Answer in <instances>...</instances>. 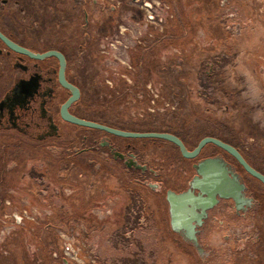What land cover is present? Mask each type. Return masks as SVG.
Wrapping results in <instances>:
<instances>
[{
  "label": "rangeland",
  "instance_id": "1",
  "mask_svg": "<svg viewBox=\"0 0 264 264\" xmlns=\"http://www.w3.org/2000/svg\"><path fill=\"white\" fill-rule=\"evenodd\" d=\"M77 4V51L91 56L86 94L101 101L91 107L92 116L122 125L125 115L136 114L130 126L176 129L191 146L203 136H217L264 174V0H87L92 39L86 45ZM156 142L151 155L169 152V142ZM206 145L205 153L216 148ZM47 146L6 149L0 138V258L5 263L203 264L165 231L163 218L150 215L154 201L146 188L134 182L124 186L117 171H93L85 158L71 163ZM132 190L138 193L133 199ZM143 207L144 219L138 213ZM242 226L230 235L231 243L228 230L206 232L212 248L208 264L264 263V243L253 258L247 256L249 245L240 250Z\"/></svg>",
  "mask_w": 264,
  "mask_h": 264
},
{
  "label": "flooded vegetation",
  "instance_id": "2",
  "mask_svg": "<svg viewBox=\"0 0 264 264\" xmlns=\"http://www.w3.org/2000/svg\"><path fill=\"white\" fill-rule=\"evenodd\" d=\"M79 1L84 31L81 41L86 45L92 39L91 32L87 31L91 25L88 5L87 0ZM98 1L90 0L94 3ZM77 2L0 0V34L3 36H0V138H3L5 148L13 144L23 148L30 143L32 146L48 143L71 158V163H83L80 159L83 157L87 160L86 167L93 171H117L119 182H124L122 185L134 182L152 194V206L156 208L158 204V208L151 207L150 215L163 218L165 231L178 236L203 264L212 261V248H209L206 232L214 227L228 230L230 233L226 240L231 243L233 239L230 235L235 237L237 225L243 223L239 234L245 237L237 236L242 244L240 250L249 245L247 256L253 258L256 247L264 243V185L254 177L253 180L246 179L239 169L242 166L224 150L216 146L208 148V153H205V145L194 158H184L179 148L169 142V152L160 153L161 157L155 158L150 151L156 149V141H168L121 136L122 139L113 138L102 130L99 131L104 134L78 130L79 125L62 118L61 106L73 94L62 83L61 75L68 84L79 90L78 99L67 107L71 115L121 130L150 132L128 124L130 120H138L136 114L125 115L126 124L122 125L108 123L90 114L91 107L100 105L101 101L91 92L90 95L86 94L91 80L92 68L88 66L91 56L87 52L77 51ZM49 51L56 53L44 55ZM64 125L72 126L73 130H66ZM154 132L177 136L188 150L198 143L191 146L187 136L176 129ZM148 142L152 144L151 147ZM50 146H47L48 149ZM218 150L231 159H226ZM218 157L225 162L222 168L221 164L219 167L226 180L211 182L215 185L207 191L215 195L213 199L216 201L210 205L213 199L204 198L207 196L204 192L205 182L201 181L202 176L197 173L196 166L206 158ZM142 182L147 186L140 185ZM129 193L132 199L138 194L133 190ZM146 211L144 207L138 211L143 219L148 213ZM0 264L9 263L0 258Z\"/></svg>",
  "mask_w": 264,
  "mask_h": 264
},
{
  "label": "water",
  "instance_id": "3",
  "mask_svg": "<svg viewBox=\"0 0 264 264\" xmlns=\"http://www.w3.org/2000/svg\"><path fill=\"white\" fill-rule=\"evenodd\" d=\"M0 36L3 37L1 34H0ZM50 53H56V52L49 51V52L45 53L44 55H48ZM61 81L65 86L69 87L72 90V94H73L61 106V116L64 120H66L70 123L79 125V126L88 127V128L97 129V130H102V131H105V132L110 133L112 135L121 136V137L155 138V139L166 140V141L171 142L172 144L176 145L179 148L180 153L184 158H194L206 144H213V145L219 147L220 149L224 150L230 156H232L242 166V168L244 169L245 172H247L250 176L259 180L264 185V174H262L261 172L256 170L254 167H252L246 161V159L242 156V154L238 151V149L236 147H234L233 145H231L227 142L222 141L219 138H216L213 136H204L198 141L197 145L192 150H188L184 146L183 142L177 136H175L171 133L154 132V131H150V132L126 131V130H121L118 128L107 126L105 124H101V123L90 121V120H85V119L76 117L74 115H71L67 111V107L69 106V104L72 101L78 99L79 90L76 87L68 84L64 80L62 75H61ZM224 163H225L224 160L222 158H219V157L218 158H206V159L200 161L196 166L197 173L202 176L200 178L201 181L205 182L204 183V187H205L204 192L207 194V196L204 198H206V200H208L210 198L213 199L215 197V195H213L207 191L208 188H212L215 185V184H212L211 182H216V181L224 182L226 180V177L224 176V174L223 173L221 174V168H222ZM220 164H221V168L219 167ZM195 177H197V176H195ZM167 199H168L169 203L171 204V198L168 197ZM212 201L213 202L210 205H213L215 203L216 199H213ZM171 223L173 225V215H172Z\"/></svg>",
  "mask_w": 264,
  "mask_h": 264
},
{
  "label": "built area",
  "instance_id": "4",
  "mask_svg": "<svg viewBox=\"0 0 264 264\" xmlns=\"http://www.w3.org/2000/svg\"><path fill=\"white\" fill-rule=\"evenodd\" d=\"M150 20H154L155 19V15H154V12H153V14L151 13V14H149V17H148Z\"/></svg>",
  "mask_w": 264,
  "mask_h": 264
}]
</instances>
